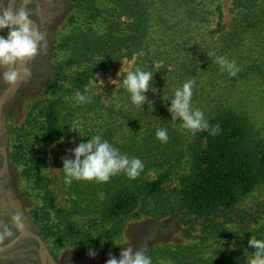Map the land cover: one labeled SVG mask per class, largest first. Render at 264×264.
Wrapping results in <instances>:
<instances>
[{
    "label": "trees",
    "instance_id": "16d2710c",
    "mask_svg": "<svg viewBox=\"0 0 264 264\" xmlns=\"http://www.w3.org/2000/svg\"><path fill=\"white\" fill-rule=\"evenodd\" d=\"M65 1L72 6L65 23L69 34L53 51L50 96L34 106L36 116L12 130L13 162L23 167L29 184L45 189L48 147L82 123L84 142L100 135L121 154L144 163L135 179L121 172L106 183L73 180L76 189L101 205V223L114 226L103 241L105 251L122 238L127 220L167 219L192 243L155 246L149 251L152 264L165 259L252 264L255 248L248 241L264 239V203L250 208L245 200L264 186V142L252 136L247 119L216 105V88L221 82L264 84V0H236L226 32L217 0ZM221 55L235 62L236 76L221 70L216 62ZM122 60H135L132 70L154 72L142 109L131 103L123 78L115 91L90 88ZM188 80L195 82L192 106L203 110L209 124L195 134L167 110V99ZM85 88L93 99L77 104L75 93ZM40 124L44 127L37 133ZM161 128L167 130V142L156 136ZM154 170L163 173L148 181ZM172 177L179 186L170 189L165 185ZM35 217L49 242L58 248L70 243L74 232L55 230L45 213ZM73 241L83 254L97 252L93 239Z\"/></svg>",
    "mask_w": 264,
    "mask_h": 264
},
{
    "label": "rangeland",
    "instance_id": "374dc122",
    "mask_svg": "<svg viewBox=\"0 0 264 264\" xmlns=\"http://www.w3.org/2000/svg\"><path fill=\"white\" fill-rule=\"evenodd\" d=\"M0 0V10L3 8L20 7L21 5L13 0ZM236 0H217L222 5L223 23L225 32L231 25L234 16V2ZM33 10V21L45 33L46 54L34 57L32 61L16 65L19 71L21 68L31 69V79L25 80L21 77L20 83L4 99V93L9 86H6L0 79V151L5 154V165L8 171L1 170L3 167L2 156L0 155V223H6L10 228L11 218L19 213L24 222L23 232H17L16 236L4 245H0V264H106L110 257L120 258L122 247L133 248V254L140 251L149 255V251L155 246L191 244L192 240H186L171 220L155 222L151 219L139 217L126 221L122 238L105 251L104 239L113 229L111 223H101V205L91 200L92 196L82 193L71 184L65 183L63 178V160L73 159L71 150L79 143L84 142L82 136V123L69 134H63L48 147V160L43 171L45 177V189L34 188L23 176V167L13 162V146L15 136L12 130L21 128L31 116L34 106L47 98V89L53 79L52 65L56 58L53 51L58 46L59 40L69 34L65 23L71 15L72 6L65 0H34L30 6ZM38 9V10H37ZM0 35L7 36V33L0 31ZM135 60H122L115 64V67L104 77H98L97 81L91 84L94 93L115 91L120 86L122 78L128 71L134 68ZM160 67V64H156ZM9 69H0V76ZM18 77V78H19ZM103 83L100 85V82ZM115 80V81H114ZM263 83L260 81H239L237 83H224L216 88L219 96L216 105L220 108H228L249 121L252 136L264 142V92ZM38 121H42L39 119ZM40 124L37 133L43 129ZM50 146V144H48ZM163 173L154 170L147 176L148 181H153ZM173 189L179 186L177 179L172 177L165 185ZM47 191L49 194H47ZM91 201V202H90ZM262 201V202H261ZM264 186L252 193L245 203L250 208H256L259 203H264ZM91 206V207H90ZM47 214L50 223L55 230H64L67 234L74 232L62 248L51 243L42 235L38 227L39 220L35 217ZM69 226V228H67ZM198 231V224L194 225ZM15 231V229H14ZM27 233L12 248L2 250L17 236ZM195 235L197 233L189 232ZM70 235V234H69ZM81 238L84 242L93 239L94 245L98 247L95 257L83 254L74 247L75 239ZM150 256V255H149ZM158 264H172L168 259L160 260Z\"/></svg>",
    "mask_w": 264,
    "mask_h": 264
},
{
    "label": "clouds",
    "instance_id": "9594fccd",
    "mask_svg": "<svg viewBox=\"0 0 264 264\" xmlns=\"http://www.w3.org/2000/svg\"><path fill=\"white\" fill-rule=\"evenodd\" d=\"M20 7L3 8L0 10V31L7 36L0 35V69L7 68L0 79L6 86L15 85L18 77L23 76L25 80L31 79L33 73L29 68L16 69L18 63L23 64L32 61L34 57L46 54L45 33L33 21V10L30 7L34 0H16ZM38 10V9H37ZM216 62L221 70H226L229 76H236L238 69L235 62L221 55L216 57ZM153 71L135 68L127 72L122 80L124 89L128 92L131 103L142 109L147 102V93L150 82L153 81ZM100 85L103 81H100ZM115 81V80H114ZM193 80H188L181 87L174 90L168 112L172 120L182 121V127L189 129L195 134L197 131L208 129L209 124L202 109L193 108ZM153 94L156 88H151ZM90 89L84 92L77 91L74 100L77 104H86L93 99ZM166 100V101H167ZM218 131V126L217 129ZM156 136L162 142H167L169 137L166 129H158ZM73 159H64L62 170L65 173V183L71 184L73 180H86L97 182H108L113 176L124 172L129 178L135 179L144 169V163L138 158H129L121 154L100 135H95L87 142L79 143L71 150ZM9 227L6 223H0V245H4L16 236L17 232H23L24 222L22 215L17 213L12 216ZM15 229V231H14ZM249 245L255 248L252 264H264V239L252 238ZM89 256L95 257L96 252L89 250ZM106 264H152L151 257L143 252L137 251L133 254V248L122 247L120 258L110 257Z\"/></svg>",
    "mask_w": 264,
    "mask_h": 264
},
{
    "label": "water",
    "instance_id": "95a60500",
    "mask_svg": "<svg viewBox=\"0 0 264 264\" xmlns=\"http://www.w3.org/2000/svg\"><path fill=\"white\" fill-rule=\"evenodd\" d=\"M12 1L13 0H11L10 1V4H9V7H10V5H11V3H12ZM25 65H26V62H25ZM21 77H19L18 78V80H17V83L15 84V85H10L9 87H8V89L6 90V92L4 93V99L9 95V93L20 83V81H21ZM1 105H2V102H1ZM1 105H0V108H1ZM27 235V233H23V234H21L20 235V237H22V236H26ZM19 237V238H20ZM19 238H17V239H19ZM17 239L15 240V242L17 241ZM11 245H13V244H10V245H8L7 247H5V248H3L2 250H6L7 248H9V247H11Z\"/></svg>",
    "mask_w": 264,
    "mask_h": 264
},
{
    "label": "flooded vegetation",
    "instance_id": "af4514ba",
    "mask_svg": "<svg viewBox=\"0 0 264 264\" xmlns=\"http://www.w3.org/2000/svg\"><path fill=\"white\" fill-rule=\"evenodd\" d=\"M0 155L2 156V164H3V167L1 168V170L2 169H4V171H8V166H6L5 165V154L3 153V151H0ZM20 235L19 236H17L16 238H14L10 243H9V245L10 244H13V245H11V248L14 246V245H16L24 236H22V237H20ZM17 238H19V239H17ZM17 239V241L15 242V240Z\"/></svg>",
    "mask_w": 264,
    "mask_h": 264
}]
</instances>
